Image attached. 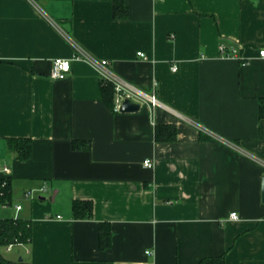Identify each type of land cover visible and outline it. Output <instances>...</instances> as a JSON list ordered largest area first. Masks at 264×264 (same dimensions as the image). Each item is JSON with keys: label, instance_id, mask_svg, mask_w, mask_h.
Instances as JSON below:
<instances>
[{"label": "crops", "instance_id": "obj_1", "mask_svg": "<svg viewBox=\"0 0 264 264\" xmlns=\"http://www.w3.org/2000/svg\"><path fill=\"white\" fill-rule=\"evenodd\" d=\"M220 43L237 57H221ZM76 46L166 108L120 112L115 93L109 107L103 69ZM260 49L264 0H127L122 19L113 0H0V168L31 224L16 255L29 264H210L223 253L225 264H264ZM58 57L71 69L52 79ZM158 124L174 125L175 138L155 139ZM10 138L31 141L29 158H16ZM42 184L49 201L24 196ZM74 199L91 200L90 218L72 217Z\"/></svg>", "mask_w": 264, "mask_h": 264}, {"label": "trees", "instance_id": "obj_2", "mask_svg": "<svg viewBox=\"0 0 264 264\" xmlns=\"http://www.w3.org/2000/svg\"><path fill=\"white\" fill-rule=\"evenodd\" d=\"M127 0H113V16L115 19L126 17ZM101 92L104 102L112 108L113 106V84L101 78ZM259 117H264V97L259 99L258 107ZM176 128L174 125L158 124L155 126V139L172 140L175 138ZM8 145L16 153V158L25 160L31 155L32 143L29 139L10 138ZM84 145V144H83ZM74 147L79 144L74 143ZM2 179V177H0ZM8 186L3 189L4 194L0 196V201L9 200L10 196V177ZM0 187V191H1ZM71 215L73 218H90L92 213V202L89 199H74L71 202ZM98 243L100 248H105L110 244V227L109 223L101 221L98 223ZM31 239V224L29 219L13 216L0 217V248L7 247L9 244L27 243ZM210 264H225L224 254L211 256L208 258ZM0 264H29L25 260H8L0 253Z\"/></svg>", "mask_w": 264, "mask_h": 264}, {"label": "built area", "instance_id": "obj_3", "mask_svg": "<svg viewBox=\"0 0 264 264\" xmlns=\"http://www.w3.org/2000/svg\"><path fill=\"white\" fill-rule=\"evenodd\" d=\"M218 53L221 57H237V48L233 44L227 45L224 43H220L217 46ZM76 51L78 52L79 56H85L90 61L96 62L102 69V74L104 76V79L111 81L114 88L115 93V108L119 109L120 104L125 98H130L131 100L138 102L140 105L145 104L147 106H150L152 108L154 107H162L166 108V105L161 102L156 95L152 93H145L141 91L140 89L134 87L133 85L127 83L126 81H123L113 75L107 66V60L101 59V60H94L89 55H84L83 50L76 46ZM140 56H143L142 52L137 53ZM258 55L262 58H264V49H260L258 51ZM77 57V55H76ZM242 63H246V60H242ZM71 69V62L69 59L65 58H54L51 64V68L49 71V76L52 79H63L65 78ZM177 67L175 64L171 66V71H176ZM143 165L146 167H152V162L150 159H144ZM0 187L2 188L0 191V196L4 194L3 189L8 186V178L10 177V169L6 165H3L0 168ZM46 190L45 184H42L40 187L35 189H30L29 191H26L24 193L25 197H34L36 195H39L40 193H43ZM0 208L3 209H9L12 208L14 210V218H17V213L21 209V205L19 203H12L9 200H2L0 201ZM231 219H237V214L235 212L230 213ZM12 244H9L7 247L9 248ZM7 248V249H8Z\"/></svg>", "mask_w": 264, "mask_h": 264}, {"label": "rangeland", "instance_id": "obj_4", "mask_svg": "<svg viewBox=\"0 0 264 264\" xmlns=\"http://www.w3.org/2000/svg\"><path fill=\"white\" fill-rule=\"evenodd\" d=\"M50 191H51V185L48 186V189L46 191H44L43 193H40L39 195H42L43 194V196L45 197V199L49 201L50 200L49 199ZM3 210H4L3 208H0V212L1 213H3V214H9V210L10 209L7 210V211L6 210L3 211ZM18 250L24 251V248L22 246L17 245V244H12L10 246V251H6L5 248H2V249H0V253L4 257H12L14 260H18L19 255H16V253L18 252Z\"/></svg>", "mask_w": 264, "mask_h": 264}, {"label": "water", "instance_id": "obj_5", "mask_svg": "<svg viewBox=\"0 0 264 264\" xmlns=\"http://www.w3.org/2000/svg\"><path fill=\"white\" fill-rule=\"evenodd\" d=\"M140 108V104L131 100L130 98H125L120 104L119 111L120 112H133L137 111ZM262 201L264 203V175L262 176ZM22 258L19 257L18 260Z\"/></svg>", "mask_w": 264, "mask_h": 264}]
</instances>
